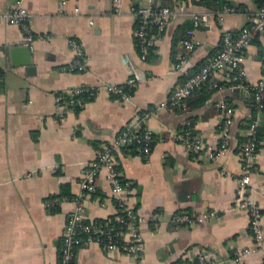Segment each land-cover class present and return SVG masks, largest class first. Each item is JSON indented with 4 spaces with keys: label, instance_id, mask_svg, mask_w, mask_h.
<instances>
[{
    "label": "crops",
    "instance_id": "obj_1",
    "mask_svg": "<svg viewBox=\"0 0 264 264\" xmlns=\"http://www.w3.org/2000/svg\"><path fill=\"white\" fill-rule=\"evenodd\" d=\"M228 1L225 6L233 10L224 13L222 23L213 17L196 30L198 47L191 55V66L175 70L183 50L180 41L187 36L183 24L189 21L190 28L189 14L207 11L198 0H154L172 10L183 9L160 32L152 28L154 50L144 61L134 37V9L141 0H121L119 5L113 0H0V11L17 3L29 9L33 35L28 43L18 25L0 23V264H58L66 217L76 207L75 198L82 199L89 221L114 217L117 204L106 169L98 173L94 196H81L80 180L97 152L136 115L150 110V117L143 120L155 141L148 157L125 154L121 147L116 154L118 171L134 184L129 202L142 219V256L138 260L90 243L77 247L74 263L182 264L207 251L223 264H263L248 229L247 213L233 203L242 175L241 145L253 110L251 91L240 87L242 92L235 93L228 72L221 71L222 88L209 92L202 105L187 113L175 108L155 110L187 73L218 50L223 29L238 31L250 24L262 4V0ZM70 38L83 45L82 70L71 68ZM259 44L264 46V37L244 49L242 67L250 85L258 80L264 62ZM16 45H29V63H23L22 55L12 63L9 49ZM130 63L141 79L127 99L99 90L92 98L81 95L80 107L65 108L63 117L57 116V93L101 83L124 84ZM221 98L235 108L229 147L215 160L196 158L176 134L189 116L199 137L213 144ZM63 187L70 193L62 197L67 200L57 211L47 208L45 200ZM244 196L260 206L264 235V140L257 147ZM212 209L218 216L199 224L169 221L178 211ZM156 211L163 217L154 225L150 218ZM243 249L251 252L235 261L234 255Z\"/></svg>",
    "mask_w": 264,
    "mask_h": 264
},
{
    "label": "built area",
    "instance_id": "obj_2",
    "mask_svg": "<svg viewBox=\"0 0 264 264\" xmlns=\"http://www.w3.org/2000/svg\"><path fill=\"white\" fill-rule=\"evenodd\" d=\"M134 9L137 17V25L134 29V37L137 44L141 60H145L149 53L154 50V38L152 28L156 27L160 32L172 20L177 19L183 6L178 10H172L169 6L155 3L154 0H141ZM115 5H119L121 0H113ZM180 10V11H179ZM230 6H224L217 11L191 12L192 26L186 29L187 36L180 41L182 53L179 62L175 65V70H181L190 64L192 53L198 47L195 32L198 28L208 24L213 17L222 23L223 15L232 11ZM78 11V9H75ZM30 11L20 3L10 6L8 9L0 11V23L18 25L26 35L27 42H31L33 35L29 31ZM264 37V0L261 7L256 12L250 24L242 27L238 31L223 29L220 39V47L216 52L209 56L199 67L187 73L186 77L178 82L169 96L161 101L157 109H178L181 113H187V101L202 87L207 90L222 88L218 74L226 71L229 74V87H245L251 91L253 108L256 110V117L251 121L246 130L244 141L241 145L242 175L236 188L234 198V208L244 210L248 216V229L254 238L257 251L261 254V261L264 264V244L263 230L261 228L262 212L260 206L253 200L244 196V189L250 183V174L254 167L257 154V143L255 141V129L259 124V115L262 107L261 101L264 98V62L260 67L258 80L250 85L244 78V49L257 37ZM73 51L71 68L84 69V50L83 45L76 38L69 39ZM130 75L124 84L101 83L97 86L79 87L57 93V116L63 117L64 109L76 108L82 105L81 95L92 98L99 90L109 95L127 99L131 94L134 85L141 79L139 71L129 64ZM217 125L216 141L213 144H206L199 135L194 132V126L189 118H185L182 127L176 134V139L185 149L192 153L196 158L215 160L226 152L230 141V126L234 120L235 108L226 99L221 98L217 102ZM153 110L146 111L142 115L126 124L111 142L104 145L98 152L95 159L89 162V167L80 180L81 196L92 195L96 192L97 176L99 171L104 168L110 181V194L117 201V213L114 217L106 219L103 225L85 219L83 213L82 199L75 198L76 207L66 217L64 230L59 248L58 264H75L76 249L80 245L90 243L98 244L106 252H120L140 259L142 256V240L139 233L141 218L137 216L133 205L129 202V197L134 192V187L129 181L121 182V173L116 169V154L120 147L137 143L138 155L148 157L154 139L151 130L143 124V120L150 117ZM67 198L49 197L45 200V206H59ZM123 212V215L120 212ZM119 212V213H118ZM219 212L215 209L206 213L193 210H183L173 213L169 221L174 224L194 225L204 222L208 217H217ZM163 217L161 211H156L150 218L151 223L156 225ZM86 220V222H84ZM116 222L114 225L112 222ZM84 234V236H81ZM251 252L250 249H243L234 255L235 261H240L243 256ZM182 264H221L220 261L212 258L207 251H200L197 255Z\"/></svg>",
    "mask_w": 264,
    "mask_h": 264
},
{
    "label": "trees",
    "instance_id": "obj_3",
    "mask_svg": "<svg viewBox=\"0 0 264 264\" xmlns=\"http://www.w3.org/2000/svg\"><path fill=\"white\" fill-rule=\"evenodd\" d=\"M198 2L201 5H203V7H205L209 11H217V10L222 9L225 5H230L228 0H198ZM189 26H190V22L189 21H185V23L183 24V29H187ZM185 37H186V35H185ZM256 40H257V38H255L252 42H255ZM263 54H264V46H261L259 44V55H263ZM196 68L197 67H194V69H196ZM198 92L200 93L199 96L196 95ZM209 92H211V90L209 91L205 87H202L201 89L195 91V93L187 101L188 110H191L192 107H198V106L202 105L207 100ZM261 103H262V107H261V110H260V115H259L260 117H262V115H264V98L261 101ZM255 117H256V110H254V108H253L252 114L248 118V121H247V124H246L247 127L249 126V124L251 123V121ZM189 119L191 120V122H192V124L194 126V122H193L192 118H189ZM152 137L154 139L153 133H152ZM254 137H255V141L257 143V147H260L261 146V142L264 140V123L258 124V126L255 129V136ZM154 142H153V144H154ZM138 146L139 145L137 143H131L129 145L122 146L120 151H123V153H125V154H136V153H138V150H137ZM115 167L118 170V165L115 166ZM119 179H120L121 182L129 181V180L125 179L123 176L119 177ZM130 183H131V185H134L132 182H130ZM95 194H96V192L93 193L92 195L94 196ZM66 195H70V193L68 192L66 187H63L61 189V192L58 195H55V197L62 198V197H66ZM52 197H54V196H52ZM68 198H72V197L69 196ZM115 202L117 204V201H115ZM58 209H59V206H57V205L52 207L53 211H57ZM120 214L123 215V212H120ZM86 220H87V222L89 221L88 219H86ZM86 220L84 222H86ZM105 221H106V219H96V220H94V222H96L98 224H101V225H103L105 223ZM112 223L114 225H117V223L115 221L112 222ZM81 236H84V234H82Z\"/></svg>",
    "mask_w": 264,
    "mask_h": 264
},
{
    "label": "water",
    "instance_id": "obj_4",
    "mask_svg": "<svg viewBox=\"0 0 264 264\" xmlns=\"http://www.w3.org/2000/svg\"><path fill=\"white\" fill-rule=\"evenodd\" d=\"M9 54L12 60V63H14V59L19 56L22 55L23 57V63H29L31 61V52H30V48L29 45H16L13 46L9 49ZM242 88L240 87H235L233 88V91L235 93H241L242 92ZM187 118H189V116H187ZM221 264H223V262H221ZM225 264H229L228 262H225Z\"/></svg>",
    "mask_w": 264,
    "mask_h": 264
}]
</instances>
